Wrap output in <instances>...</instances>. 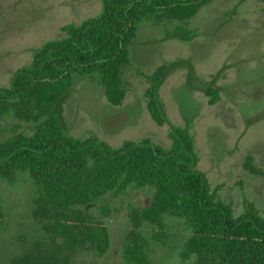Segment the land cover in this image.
Wrapping results in <instances>:
<instances>
[{
	"label": "trees",
	"instance_id": "1",
	"mask_svg": "<svg viewBox=\"0 0 264 264\" xmlns=\"http://www.w3.org/2000/svg\"><path fill=\"white\" fill-rule=\"evenodd\" d=\"M101 14L61 28L63 36L44 43L29 65L17 70L9 87H0V121H12L0 139V181L27 176L37 191L35 218L41 236L13 264H73L80 251L93 249L103 257L110 245L105 222L90 210L109 194L130 187L153 189L151 202L133 208L132 229L122 244L125 264H153L144 225L154 227L152 238L168 233L166 217L190 230L182 258L192 264H264V216L248 200L234 215L207 175L197 170L191 124L169 132L164 148L149 138L126 141L113 148L97 136L70 135L62 120L63 103L78 79L100 86L108 103L122 106L128 91L126 75L134 70L131 47L140 29L150 24L166 40L190 43L200 37L192 21L217 0H101ZM183 61L163 63L147 78V109L160 126L167 122L159 90ZM192 73V67H190ZM209 104L219 92L207 87ZM244 168L263 176L251 157ZM104 216L111 215L101 206ZM6 215L0 205V235ZM0 264H2L0 262Z\"/></svg>",
	"mask_w": 264,
	"mask_h": 264
},
{
	"label": "rangeland",
	"instance_id": "2",
	"mask_svg": "<svg viewBox=\"0 0 264 264\" xmlns=\"http://www.w3.org/2000/svg\"><path fill=\"white\" fill-rule=\"evenodd\" d=\"M101 11V0H0V87H9L15 72L29 65L44 43L61 38L63 26L78 25ZM191 24L200 37L190 43L166 40L161 29L143 26L131 47L134 70L126 75L128 94L122 106L110 105L96 83L78 79L64 100L63 123L70 135L97 136L113 148L144 138L169 148L172 128L190 123L197 170L220 188L221 200L232 205L235 216L244 211L246 200L264 216V175L244 168L251 157L264 172V0H217ZM173 61L183 64L160 87L168 119L160 126L147 109L149 83L143 75ZM207 87L219 92L214 105L204 93ZM11 123L8 118L0 121V139ZM153 195V189L130 187L104 197L90 213L107 225L110 248L103 257L93 249L80 251L73 264H125L121 250L133 226L132 209L145 208ZM37 196L25 175L14 182L0 181V205L6 215L0 235L2 264H13L41 236L34 215ZM101 206L111 215L104 216ZM165 222L168 233L162 241L152 238L154 227L144 225L152 263L192 264L182 258L188 226L171 217Z\"/></svg>",
	"mask_w": 264,
	"mask_h": 264
}]
</instances>
